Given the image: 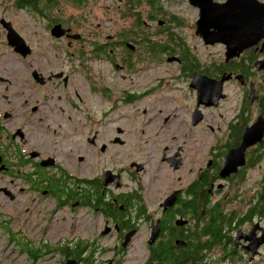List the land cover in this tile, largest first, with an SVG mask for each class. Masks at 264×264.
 <instances>
[{
	"label": "flooded vegetation",
	"instance_id": "af4514ba",
	"mask_svg": "<svg viewBox=\"0 0 264 264\" xmlns=\"http://www.w3.org/2000/svg\"><path fill=\"white\" fill-rule=\"evenodd\" d=\"M89 1L91 4L95 0ZM228 1L213 0L217 4ZM256 1L264 4V0ZM84 2L15 0L10 5L15 10L3 8L0 16V29L5 33L1 45L13 50L19 61L31 59L35 64L27 70V86L17 103L8 96L0 97V200L18 211L15 219L25 223L19 231L29 228L34 233L32 240L22 235L23 240L16 241L18 246L37 250L38 257L31 264H49L54 257L59 260L57 264H161L154 254L160 244L173 242L175 248H188L207 224L211 210V220L217 211L226 218V242L219 247L210 242L203 264H264V38L232 55L228 54L226 44L207 43L197 34L200 9L190 0H163L170 14L176 16L174 24L170 16H164L144 0L139 3V10L133 9L130 14L127 10L126 16V0L121 12L109 6L107 13L115 11V16L105 22L82 13L73 15L72 6L87 9ZM187 8L198 12L194 22L184 16ZM16 10H24L34 19L35 26L28 25L31 37L22 36L27 25L17 23ZM140 22L149 30V37L166 41L167 45L161 42L158 53H152L143 41ZM57 26L62 33L54 32ZM187 31H191V36ZM11 33L13 46L9 43ZM191 38L199 43H192ZM176 39L190 51L193 64H198L192 74L184 71L188 67V53L177 45ZM21 45L20 51H16ZM34 55L40 58L36 61ZM147 60L153 64L145 65ZM141 63V71L156 72L152 77L155 84L144 91L123 89L121 102L154 106H143L135 118L123 115L135 123L126 128L119 124L120 115L117 117L114 112L118 93L111 94L108 87H103L108 79L100 69L107 66L117 73L134 74L138 71L136 65ZM161 64L176 65L180 76L167 72L162 77L157 70ZM73 72L81 74L86 84L89 79L93 93L104 95L109 104H114L113 108L103 112L102 107L95 110L93 103L86 107L88 102L81 96H59L56 103H51L32 93L50 85L68 87ZM195 74L217 82L225 79L224 97L217 107L208 105L209 100L191 87ZM175 77V86H168ZM179 80H185V85ZM111 84L114 89L119 82ZM234 88L238 98L231 91ZM62 100L66 101L65 107L59 106ZM160 102L167 103L166 106L175 102V106L159 115ZM233 104L235 108L229 117L221 113L223 119L218 127L206 120V111ZM186 107L191 112L187 116L181 111ZM67 110L84 117L79 140H68L70 147L77 146L82 151L62 150L57 141L60 151L45 154L41 147H36V134L42 131L49 136L51 118L56 124L59 116L67 115ZM149 111L154 114L139 117ZM129 112L133 113V109ZM158 116L160 126L155 129V136L169 130L158 164H166L168 173L173 175L162 183L159 177L163 175L157 166L151 168L129 152L143 154L141 137L148 125H157ZM175 123L186 124L187 136L196 131L194 142L201 134L211 137L209 157L179 177L177 172L184 168L183 148L189 141H184L176 151L175 146L167 145L175 143ZM77 129L74 127L72 133L76 135ZM132 133L140 140L128 143L124 137ZM162 142L160 137L158 143ZM242 146H246L243 154ZM170 150V154L165 153ZM234 151L236 157L231 154ZM230 160L231 166L226 168ZM77 163L90 165L92 175ZM205 176L208 183L202 191L206 200L198 202L200 211L196 216L185 205L194 199L191 191ZM6 218L0 213V224L7 227ZM180 233L186 238L176 236ZM202 240L205 243L206 237Z\"/></svg>",
	"mask_w": 264,
	"mask_h": 264
},
{
	"label": "rangeland",
	"instance_id": "374dc122",
	"mask_svg": "<svg viewBox=\"0 0 264 264\" xmlns=\"http://www.w3.org/2000/svg\"><path fill=\"white\" fill-rule=\"evenodd\" d=\"M15 0H0V16L3 15V8L8 9V11L15 10L14 7H10L12 2ZM114 3V4H113ZM123 5H125V0L122 1L121 3L119 0H113L107 1V0H95L93 1L90 6L85 10V9H79L74 6L71 8V12L74 14H79L82 13V15L86 14L90 18H95L97 17L98 20L100 19V22H105L109 21L110 19L114 18L115 16V11L120 10L123 8ZM112 6V9L115 8V11L113 14H108L107 10L108 7ZM119 6V9L117 7ZM182 11V9H181ZM184 16L186 17H191L192 22H194V18L197 17L198 12L195 10H192L190 8L184 9L183 11ZM17 16H15L17 19V23L19 24H25L26 30L22 33V36L26 37H31L29 34V26H35L34 25V19H32V16L27 14L26 11L24 10H16ZM122 16V15H121ZM30 32H32V28L30 29ZM189 33L188 35L191 36V31H187ZM186 33V34H187ZM5 33L0 29V97L8 96L9 98L12 99L13 102H18L20 100V94L25 91V87L27 86V70L30 71V69L35 65L33 61L30 59L27 62H23V60L19 61L17 55L14 53L13 50H11L9 47H4L1 45V42L4 40ZM34 37V36H33ZM32 37V38H33ZM190 41L194 44H198L199 40L196 38H191ZM37 48V47H36ZM40 58L38 55H34L33 59L37 61V59ZM148 62L146 61L145 65ZM106 64V63H105ZM153 64V63H151ZM105 66V65H104ZM176 65H165L161 64L159 65V68L157 70H160L162 73L160 74L162 77L168 72L172 76H180L179 69H176ZM141 68H143V63L137 64L136 71L134 74H128L127 72H115L112 69H109L107 66H105L104 69H100L101 72H103L104 75H106L108 81L103 82V87L106 88L108 87L109 90L111 91V94L113 93H118L115 94L117 96V106L119 104V107L117 109V106L114 109V112L120 115L119 117V124H121L123 127L126 128H131L133 125H135L134 122L130 121L129 117H123V115H131L133 118L137 117L139 114H137L138 111L143 106H147V108H153L154 105L148 106L147 103L141 102L138 104H134L133 106L125 105L124 103L121 102L123 99V95L120 93L123 91V89H130L133 87V89L136 90H146L149 87L153 86L155 83H153V74L156 72L154 70H148L147 72L141 71ZM69 72L72 70L68 69ZM102 74V75H103ZM123 75L127 76L126 80H123ZM71 84L63 88L59 85H50L45 88H42L37 91H33L32 93L37 94L36 97L38 99H42L43 101H49L51 103H56L57 98L60 97H77L81 96L86 100L88 107L90 103H93L95 106V110H98L99 108H104L103 112H109L111 108H113L114 104H109L108 99L101 94H94L92 90V84L91 81L88 79L87 84L81 74L73 72L71 74ZM112 77V79H111ZM176 77L175 79H171L172 84L168 85L171 87H174L176 84ZM115 81H118L119 84H116L114 89H111L113 85L111 84L112 82L114 83ZM179 82L182 84V86L185 85V80ZM233 94L235 95L236 98H238V91L236 88L231 90ZM176 93V92H175ZM191 95V93H190ZM30 96V95H29ZM26 96L25 98H27ZM64 100L60 103L59 106H66ZM167 103L160 102L158 104V113L159 115H163L165 110L172 108L175 106V102L172 104H169L166 106ZM226 104V103H224ZM12 105V104H11ZM166 106V107H165ZM190 106V105H189ZM133 109V113L129 112V109ZM189 108V109H188ZM233 108H235V104L228 105L227 107H223L221 110L215 109V110H209L206 111L208 112V116H206V120L209 121L210 125L212 127H218V125L221 122V113L224 114L225 116L229 117L232 114ZM181 111L185 116L190 115V107L186 108H181ZM205 112V114H206ZM154 113L149 111L146 115H140L139 117H148L152 116ZM165 117V114H164ZM59 121L55 123H52V118H51V124L49 126V136H46L44 132L40 131L36 134V138L38 140V144L36 147H41L42 151L45 154H50L51 152L53 153H58L57 150L60 151V149H67V150H73L72 152H78L80 153L82 150L78 148L77 146H71L68 145V140H79V134L81 133V123L84 122V117L82 114L79 115H73L71 111L67 110V115H62L58 117ZM79 120L77 123L76 120ZM143 123V122H142ZM144 124V123H143ZM156 122L151 123L146 127V131L143 133L141 137V145L144 148L143 154L137 153V151H129L134 157L136 158H142L145 160L148 165L152 168V166H157L159 169V174L163 175V177H159L161 180V183L164 180H171L173 177L172 173H168V169L166 164L159 163V157L163 155V151L161 150L162 147L166 144V141L169 136V130L165 129L162 130L161 133H158L155 136V129H157L160 124H159V116L157 120V125L154 127ZM46 124H42L43 127H48L45 126ZM74 127H78L77 133L73 132ZM113 127V126H112ZM174 128H177V133L175 136V143H167V145H173L175 146V151L176 149H179L178 147L184 144V141H189V144H185V148H183V158H184V168L181 170V172H177V177L181 176L186 172L189 168L196 169L198 166V163L202 162L205 158L209 157L210 155V145H211V137L205 136L201 134L200 137L197 138V142H194V138L196 135V131H193L190 133V136H187L189 134L188 128L186 124L181 123L180 125H177L175 123ZM171 127V128H172ZM61 131V132H59ZM161 131V130H159ZM61 133V134H60ZM63 135H73V137H67L64 138ZM163 138L162 143H158L159 138ZM124 140L128 141V143L139 141L140 137L133 135V133L129 136H125ZM194 140V141H193ZM59 141V148L56 146V142ZM62 145H66L67 147L64 148ZM108 153V152H107ZM165 153H171L170 151H166ZM143 155H147L146 157ZM159 156V157H158ZM78 166L82 169H87L85 172L89 175L91 173L90 165H86L85 163H77ZM163 167L162 169L160 167ZM168 175V177H167ZM167 178H165V177ZM176 176V174H175ZM175 183V182H173ZM176 186H179V183H176ZM37 209V208H36ZM16 208L11 207L5 200L1 199L0 200V213L4 214V217H7L5 221H8V226H4L2 223L0 224V264H31V260L28 258L27 252L23 251L22 248L19 247L16 241H19L20 239L23 240V236L25 238H29L32 240L34 237L33 230L27 228L26 230L19 231L20 229H23L25 226V223H23V220L20 222L15 219V214H16ZM18 212V211H17ZM12 218L9 220V218ZM5 221L3 223H5ZM23 235V236H22ZM13 237V238H12ZM34 251L35 249H31V251ZM37 252V250H35ZM58 258L54 257L51 259V262L49 264H57L59 260Z\"/></svg>",
	"mask_w": 264,
	"mask_h": 264
},
{
	"label": "water",
	"instance_id": "95a60500",
	"mask_svg": "<svg viewBox=\"0 0 264 264\" xmlns=\"http://www.w3.org/2000/svg\"><path fill=\"white\" fill-rule=\"evenodd\" d=\"M190 1L200 9V19L197 22V34L201 35L207 43L226 44L229 50L228 54L234 55L244 48L251 47L264 38V4L259 1L229 0L225 4H217L213 0ZM211 28L214 29L212 32ZM54 32L62 33L58 26ZM9 43L11 46L14 45L13 33L9 34ZM21 47L22 45L18 46L16 51H20L19 49ZM24 55L26 56L27 54L24 53ZM224 81L225 79L217 82L207 77H199L198 74H195L191 87L198 89L200 97L209 100L210 103L208 105L217 107L219 100L224 97L222 95ZM245 149L246 146L240 148L242 154ZM234 152L231 154H234L233 156L236 157L238 155L236 154L237 151ZM230 163L231 160L226 163L225 167L228 168L231 166ZM225 167L223 171L226 169Z\"/></svg>",
	"mask_w": 264,
	"mask_h": 264
},
{
	"label": "trees",
	"instance_id": "16d2710c",
	"mask_svg": "<svg viewBox=\"0 0 264 264\" xmlns=\"http://www.w3.org/2000/svg\"><path fill=\"white\" fill-rule=\"evenodd\" d=\"M76 4H78V0H74ZM148 1L145 2L147 5H150L152 8H154L157 11H160L163 13L164 16L168 17L170 16L171 23L174 24V22L177 21L176 16L168 10V7L166 6L165 2L163 0H144ZM141 0H126V10L123 11L124 15L126 16L127 13L136 9L139 10V3ZM29 4H34L33 2H29ZM90 1L86 0L84 2L85 7H89ZM128 10V12H127ZM171 13V14H170ZM140 29L143 37V41L149 44L151 47L152 53L156 51L158 53L160 49V46L163 45L161 42H164L165 45H167L166 41L163 40V38H151L148 36L149 30L140 22ZM173 25L168 28V30L172 29ZM121 38L123 36L120 35ZM147 39V40H146ZM177 45L181 48L183 47L184 51L188 54L186 55V59L188 62V67L184 68V71H186L188 74H192V72L198 68V64H193V61L190 59L192 58V55L189 54L186 47L181 44V41L179 39H176ZM161 44V45H160ZM160 45V46H159ZM172 45V44H170ZM167 49H170V46H167ZM168 53V52H167ZM155 54V53H154ZM208 183V178L205 176L202 180V182L192 189L191 193L194 197V199L190 202L186 203L185 209L190 210L193 215L199 216L200 211V205H198V202L205 199L206 200V193L203 189V187ZM209 217L210 219L206 222L207 224L205 227L201 230L199 237L194 239L193 243L189 245L188 248L180 249L175 248L173 246V242H169L168 244H160L157 251L154 253L155 257L158 258V260L161 262V264H203V257H205L206 252L209 250L208 246L209 243L214 242L217 247L224 246V243L226 242V218L223 216L222 213H219L218 211L214 213V216L211 220V210H209ZM184 234H176L177 237L186 238V236H183ZM203 237H206L205 243H202ZM25 248V247H22ZM175 249H180L175 251ZM23 251L27 252L28 258L32 261H36V257H38V253L34 250L31 251L30 248L22 249Z\"/></svg>",
	"mask_w": 264,
	"mask_h": 264
},
{
	"label": "bare ground",
	"instance_id": "6f19581e",
	"mask_svg": "<svg viewBox=\"0 0 264 264\" xmlns=\"http://www.w3.org/2000/svg\"><path fill=\"white\" fill-rule=\"evenodd\" d=\"M259 42V41H258Z\"/></svg>",
	"mask_w": 264,
	"mask_h": 264
}]
</instances>
